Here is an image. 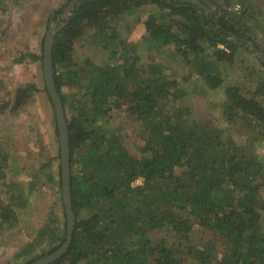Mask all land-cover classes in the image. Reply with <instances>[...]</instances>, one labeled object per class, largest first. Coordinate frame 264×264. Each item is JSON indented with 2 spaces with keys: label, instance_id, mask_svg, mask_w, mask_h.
Returning a JSON list of instances; mask_svg holds the SVG:
<instances>
[{
  "label": "trees",
  "instance_id": "16d2710c",
  "mask_svg": "<svg viewBox=\"0 0 264 264\" xmlns=\"http://www.w3.org/2000/svg\"><path fill=\"white\" fill-rule=\"evenodd\" d=\"M198 2L79 0L68 19H60L61 9L50 14L57 28L65 23L55 36L52 53L56 89L66 111L76 214L71 246L52 264H264V199L259 195L264 165L237 147L212 118L198 120L190 107L177 103L187 90L166 74L165 62L159 59L171 51L192 62L193 74L217 88L224 81L223 59L234 61L241 46L253 45L254 52L260 51L248 35L253 29L243 25L251 17L247 2L240 13L227 5ZM150 4L159 11L134 19L135 24L115 18L120 13L132 17ZM7 7V1L0 0V17ZM136 23H143L145 32L124 41V33L132 32ZM85 39L106 49L109 61L115 62L96 63L84 54V69H75L69 51ZM42 53L28 56L43 61ZM67 84L88 93L84 103L88 112L82 116H67L63 91ZM37 90L34 83L20 88L13 108H21L24 97ZM225 93L227 118L240 116L251 139H263L264 79L246 92L236 84L226 87ZM82 105L71 109L80 110ZM4 108L0 105V112ZM113 112L126 116V125L130 119L139 124L143 156L130 153L120 130L109 125ZM3 156L5 162L8 154ZM8 164L0 166V193L10 197L8 202L0 197V230L16 218L13 205H27L19 183L6 182L3 167L7 170ZM141 177L143 185L133 188L134 179ZM61 178L53 177L60 189ZM53 218L51 223L56 222ZM49 225L41 235L58 242L55 251L65 242L67 228L60 233L59 227ZM196 225L210 233L203 246L192 240ZM30 248L34 250L28 245L18 255L26 256Z\"/></svg>",
  "mask_w": 264,
  "mask_h": 264
},
{
  "label": "rangeland",
  "instance_id": "374dc122",
  "mask_svg": "<svg viewBox=\"0 0 264 264\" xmlns=\"http://www.w3.org/2000/svg\"><path fill=\"white\" fill-rule=\"evenodd\" d=\"M6 1L8 7L0 17L2 26L0 105L5 107L0 112V166L9 163L7 170L3 167L6 182L19 183L18 190L22 191V197L27 200V205L24 207L13 205L12 209L17 213L16 218H11L12 221L5 223L0 230V264H26L35 256L41 255V258L48 255L58 244L55 240L41 235L44 227L50 224L49 229H51L54 225L55 228L59 227L60 233H63L62 229L65 225L67 228L66 209L63 201L60 200L63 189H60L55 183L56 180H53V177L59 179L61 176V149L59 133L56 132V113L46 87L43 61H34L28 55L30 52L42 53L48 30L56 27V21L49 19L50 14L56 9H61L63 14H60V19L64 20L69 13L72 0ZM184 1L199 4L198 0ZM214 2L218 6H226L229 3V9L237 13L242 12L244 3L247 2V12L251 17L243 25L245 29L255 30L248 32V35L259 44L260 51L254 52L253 49L256 48L253 45L251 49L241 46L234 61L223 59L220 70L224 81L217 88H210L205 80L193 74L195 66L192 62L186 63L182 58L174 57L171 51L161 53L159 59L165 62L166 74L177 79L180 86L187 90L185 96L179 98L177 103L180 106L190 107L198 120L206 119L208 116L212 118L215 124L220 125L227 135L231 136L237 147L243 149L249 156L257 158L264 165V138L252 140L250 130L244 125L242 118L235 115L228 119V114L224 112L226 109L224 104L228 100L226 87L239 84L246 92L264 79V0H214ZM236 4L241 7L239 11L235 10ZM153 11L158 12L159 8L155 4H150L141 7L132 17L120 13L115 18L135 24L134 19L140 16L145 19ZM143 26V23H136L132 32L124 33L123 40L131 41L132 38L136 40L140 34L142 36L145 32ZM87 41L89 40L78 41L74 49L69 51L75 69L80 71L84 69V54L90 55L96 63L115 62L109 61L106 49L102 51L96 44ZM219 47L226 48L223 45ZM121 51L122 49L119 50ZM210 54L212 57L215 56L214 60L217 59L214 49ZM22 56L24 58L20 60ZM252 69H254L253 74ZM28 83H34L38 90L30 93L29 97H24L21 108L14 109L18 90ZM85 90V88L65 85L63 91L68 117L82 116L83 111L88 112L84 103L88 101L89 96ZM75 105L76 108L82 106L80 110L71 109V106ZM125 119L126 116L117 117L113 112L109 125L120 130L122 141L130 153L143 156L141 148L145 140L141 131L136 129L139 124L135 126V122L130 119L129 123L132 125L129 123L126 125ZM4 153L8 154L5 162H3ZM33 183L35 189L32 192ZM7 186L10 190L9 185ZM16 188L17 186L14 189ZM259 195L264 199V186L261 187ZM0 197L6 202L10 200L8 195L2 193ZM2 211L3 209L0 208V213ZM51 217L56 219V224L51 223ZM209 238L210 233L206 229L199 225L195 226L192 240L196 246H203ZM28 245L33 246L34 250L30 248L26 256H19L20 250Z\"/></svg>",
  "mask_w": 264,
  "mask_h": 264
},
{
  "label": "water",
  "instance_id": "95a60500",
  "mask_svg": "<svg viewBox=\"0 0 264 264\" xmlns=\"http://www.w3.org/2000/svg\"><path fill=\"white\" fill-rule=\"evenodd\" d=\"M79 0H72L69 6V13L66 15V19L71 15V11ZM209 4L210 6L218 7L213 0H198ZM229 8V3L227 4ZM65 25L63 23L60 27L50 28L46 34L44 49H43V68L46 87L49 95L52 98L54 105L57 126L60 138L61 149V176H62V189H63V203L67 214V235L65 242L55 251L43 256L30 264H52L60 259L71 246L73 240V232L76 221V214L72 210L71 200V171H70V145H69V132H67V120L66 111L62 102L61 96L56 89L55 77H54V60H53V47L54 40L57 32ZM264 62V58H263Z\"/></svg>",
  "mask_w": 264,
  "mask_h": 264
},
{
  "label": "clouds",
  "instance_id": "9594fccd",
  "mask_svg": "<svg viewBox=\"0 0 264 264\" xmlns=\"http://www.w3.org/2000/svg\"><path fill=\"white\" fill-rule=\"evenodd\" d=\"M137 185L142 186L143 185V178H136L134 179V181L132 182V187L135 188Z\"/></svg>",
  "mask_w": 264,
  "mask_h": 264
},
{
  "label": "built area",
  "instance_id": "2783aa9c",
  "mask_svg": "<svg viewBox=\"0 0 264 264\" xmlns=\"http://www.w3.org/2000/svg\"><path fill=\"white\" fill-rule=\"evenodd\" d=\"M240 8H241L240 5H239V4H236V6H235V10L239 11Z\"/></svg>",
  "mask_w": 264,
  "mask_h": 264
}]
</instances>
